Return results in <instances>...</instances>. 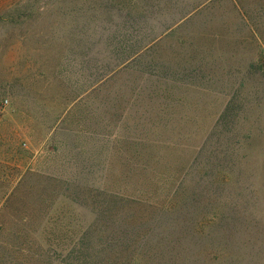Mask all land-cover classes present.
Instances as JSON below:
<instances>
[{"label":"rangeland","instance_id":"obj_1","mask_svg":"<svg viewBox=\"0 0 264 264\" xmlns=\"http://www.w3.org/2000/svg\"><path fill=\"white\" fill-rule=\"evenodd\" d=\"M0 109V264H264V0H0Z\"/></svg>","mask_w":264,"mask_h":264},{"label":"trees","instance_id":"obj_2","mask_svg":"<svg viewBox=\"0 0 264 264\" xmlns=\"http://www.w3.org/2000/svg\"><path fill=\"white\" fill-rule=\"evenodd\" d=\"M87 236V235H86ZM90 256V255H89ZM88 255H86V256H84L85 258V264H88L89 263V261H90V264L91 263H93V262H91V257H89Z\"/></svg>","mask_w":264,"mask_h":264},{"label":"built area","instance_id":"obj_3","mask_svg":"<svg viewBox=\"0 0 264 264\" xmlns=\"http://www.w3.org/2000/svg\"><path fill=\"white\" fill-rule=\"evenodd\" d=\"M6 104H7V101H3V102L1 103V108H3ZM0 111H1V109H0Z\"/></svg>","mask_w":264,"mask_h":264}]
</instances>
